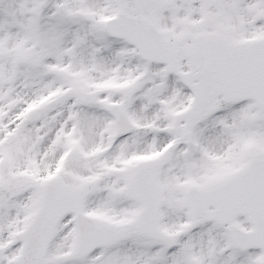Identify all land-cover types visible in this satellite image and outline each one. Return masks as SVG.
Here are the masks:
<instances>
[{
	"label": "snow or ice",
	"instance_id": "snow-or-ice-1",
	"mask_svg": "<svg viewBox=\"0 0 264 264\" xmlns=\"http://www.w3.org/2000/svg\"><path fill=\"white\" fill-rule=\"evenodd\" d=\"M0 264H264V0H0Z\"/></svg>",
	"mask_w": 264,
	"mask_h": 264
}]
</instances>
